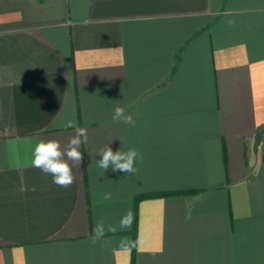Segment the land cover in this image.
I'll return each mask as SVG.
<instances>
[{
  "label": "crops",
  "instance_id": "crops-1",
  "mask_svg": "<svg viewBox=\"0 0 264 264\" xmlns=\"http://www.w3.org/2000/svg\"><path fill=\"white\" fill-rule=\"evenodd\" d=\"M66 120L64 189L31 159ZM0 264H264V0H0Z\"/></svg>",
  "mask_w": 264,
  "mask_h": 264
},
{
  "label": "clouds",
  "instance_id": "clouds-1",
  "mask_svg": "<svg viewBox=\"0 0 264 264\" xmlns=\"http://www.w3.org/2000/svg\"><path fill=\"white\" fill-rule=\"evenodd\" d=\"M112 120L135 126L133 114L129 113L123 106L114 108ZM63 126L67 129H74V134L64 144L57 139L40 140L32 151L31 166L40 169L46 175H51L55 185L67 189L76 181L74 168L81 165L84 160L80 146L87 143L88 129L78 126L75 120H66ZM98 156L100 158L96 160V166L102 169L104 173L111 169L112 172L135 174L137 162L143 161V154L134 147L127 151L121 149L114 151L112 147L106 145L99 150ZM104 199H111V194H106ZM132 220L133 213L129 210L122 216L119 229L130 228ZM117 230L116 225L108 224L106 227L105 222L99 220L94 224L90 242L96 244L104 237L106 231L116 232Z\"/></svg>",
  "mask_w": 264,
  "mask_h": 264
}]
</instances>
